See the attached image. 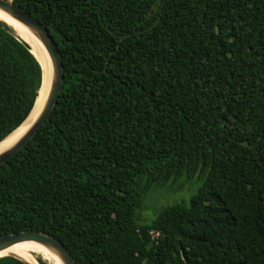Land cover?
<instances>
[{
	"label": "trees",
	"instance_id": "trees-1",
	"mask_svg": "<svg viewBox=\"0 0 264 264\" xmlns=\"http://www.w3.org/2000/svg\"><path fill=\"white\" fill-rule=\"evenodd\" d=\"M12 2L46 26L64 77L0 164V234L44 231L77 264H264V0ZM40 81L0 20V140ZM182 175L197 190L142 220Z\"/></svg>",
	"mask_w": 264,
	"mask_h": 264
},
{
	"label": "water",
	"instance_id": "water-1",
	"mask_svg": "<svg viewBox=\"0 0 264 264\" xmlns=\"http://www.w3.org/2000/svg\"><path fill=\"white\" fill-rule=\"evenodd\" d=\"M0 11L6 13L14 20L18 21L22 25L29 28L37 36V38L42 43L44 49L46 50L51 62L50 81L47 92L45 94V98L42 103V108L40 109L36 118L30 124V126L23 132V134L19 136V138H17V140H15V142L11 146L0 152V164H1L6 160V158L10 157L14 152H16L29 138H31V136L38 130L41 124L45 121V119L49 115L50 111L52 110L56 102L57 96L62 86L64 76H63V64H62V58L60 52L58 50L56 42L52 38V35L49 33L46 26L43 25L38 19L33 17L29 12L15 5L12 2V0H0ZM35 59L37 60L36 57ZM41 76H42V72H41ZM41 82L42 80L40 81L39 88L41 86ZM25 239L36 240L46 245L48 248L51 249V251H53L58 256L62 264H77L74 257L70 253V250L67 249V247L64 245V243L61 240H59L58 238L52 235L47 234L44 231H39L35 229H25L14 233L0 234V252L4 251V249H6L11 244ZM5 255L15 256L27 262L28 264H31L29 261L24 260L23 258H21L16 254L9 253Z\"/></svg>",
	"mask_w": 264,
	"mask_h": 264
},
{
	"label": "bare ground",
	"instance_id": "bare-ground-1",
	"mask_svg": "<svg viewBox=\"0 0 264 264\" xmlns=\"http://www.w3.org/2000/svg\"><path fill=\"white\" fill-rule=\"evenodd\" d=\"M0 20L8 23L12 27L14 33L29 44L30 51L40 63L42 72V82L39 90L37 91L35 102L26 118L13 131L0 140V152H2L11 146L15 140H17V138L23 134V132L30 126L42 108V103L50 81L51 62L42 43L29 28L14 20L2 11H0ZM4 253L16 254L33 264H38L34 257V253H39V255L50 261L52 264H62L58 256L53 251H51L50 248L39 241L31 239L20 240L11 244L6 249H4V251L0 252V255L2 256Z\"/></svg>",
	"mask_w": 264,
	"mask_h": 264
},
{
	"label": "rangeland",
	"instance_id": "rangeland-1",
	"mask_svg": "<svg viewBox=\"0 0 264 264\" xmlns=\"http://www.w3.org/2000/svg\"><path fill=\"white\" fill-rule=\"evenodd\" d=\"M2 140V139H1ZM200 181L194 175L187 179L185 175L171 179L163 185L157 187L150 197H145L140 209V217L144 221H150L156 214L157 208L174 201L188 200V198L197 190ZM34 257L40 258L44 264H52L43 258L39 253H34ZM39 264V263H38Z\"/></svg>",
	"mask_w": 264,
	"mask_h": 264
}]
</instances>
